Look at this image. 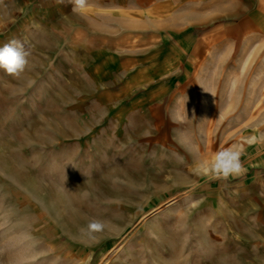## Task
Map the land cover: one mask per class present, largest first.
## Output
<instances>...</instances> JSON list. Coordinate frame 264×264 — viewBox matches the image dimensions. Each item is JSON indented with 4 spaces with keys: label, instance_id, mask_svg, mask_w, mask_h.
<instances>
[{
    "label": "rangeland",
    "instance_id": "1",
    "mask_svg": "<svg viewBox=\"0 0 264 264\" xmlns=\"http://www.w3.org/2000/svg\"><path fill=\"white\" fill-rule=\"evenodd\" d=\"M216 1L0 0V46L31 51L0 70V264H264V0ZM212 31L208 69L94 70ZM166 85L186 90L178 120L120 124L125 93ZM232 146L246 174H204Z\"/></svg>",
    "mask_w": 264,
    "mask_h": 264
},
{
    "label": "crops",
    "instance_id": "2",
    "mask_svg": "<svg viewBox=\"0 0 264 264\" xmlns=\"http://www.w3.org/2000/svg\"><path fill=\"white\" fill-rule=\"evenodd\" d=\"M222 1L217 0L218 6L216 5L210 12L215 13V15L223 13V8L219 6ZM212 28L217 30L221 29L222 26L214 24ZM216 35H218L217 32H208L193 42L184 40L179 44L180 46L161 48L144 58H121V53L118 52L99 53L96 56L97 65L94 70L122 71L131 76L140 75L144 77L189 75L190 71L196 70V66L198 69H208L210 67L208 62L213 61L218 52ZM201 63L203 64L199 66ZM185 92L186 90H181L180 86L166 85L149 91L132 92L129 93V96L125 93V104L115 106L117 107L116 114L125 119L120 121V124L122 123L130 129L139 125L142 121H145L148 126H158L161 124L160 120H178L182 115L178 109L183 106L185 101L180 99V94ZM186 95L184 94L185 99L187 98ZM119 98H123V95L120 94ZM188 107L190 108V106ZM157 132L158 129L150 131L148 134L156 135Z\"/></svg>",
    "mask_w": 264,
    "mask_h": 264
},
{
    "label": "clouds",
    "instance_id": "3",
    "mask_svg": "<svg viewBox=\"0 0 264 264\" xmlns=\"http://www.w3.org/2000/svg\"><path fill=\"white\" fill-rule=\"evenodd\" d=\"M72 2L73 11H80L85 8L87 0H72ZM30 57L31 51L24 42L11 40L0 46V70L14 78H19L29 69ZM242 154V149L236 146L223 148L217 151L210 161L204 163L202 171L212 179L221 181H227L230 177H242L247 172L241 159ZM103 228V222L93 220L86 229H81V232L94 239L92 233L103 231Z\"/></svg>",
    "mask_w": 264,
    "mask_h": 264
}]
</instances>
